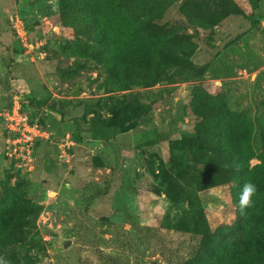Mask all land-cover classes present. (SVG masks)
<instances>
[{"label":"rangeland","instance_id":"374dc122","mask_svg":"<svg viewBox=\"0 0 264 264\" xmlns=\"http://www.w3.org/2000/svg\"><path fill=\"white\" fill-rule=\"evenodd\" d=\"M252 6V0H179L160 21L142 25L124 52L127 58L160 54L167 69L155 84L126 81L111 90L96 76L103 72L99 67L74 78L61 76L74 59L58 50L70 32L58 20L55 0H0V188L7 175L24 179L27 200L43 207L36 221L40 248L30 253L40 257L36 264H164L173 254L186 256L191 238L173 227L181 219L192 221L196 210L170 203L160 192L157 171L168 160L169 144L191 136L192 125L179 115L194 85L222 93L231 109L252 119V144L259 152L264 129V0H258L251 18ZM17 27L24 32L17 34ZM52 32L55 36L47 38ZM76 87L80 92L73 98ZM133 93L143 110L129 121L132 129L125 123L121 134L110 140L90 133L95 130L91 119L101 125L112 119L105 109L116 101L104 98L119 100ZM15 97L22 111L43 121L52 136L38 143L29 165L17 161L19 174L7 159L10 135L3 127ZM30 97L57 105L71 98L81 102L61 118L45 105L36 109ZM99 98L101 111L85 110L86 104H99ZM132 102L129 97V107ZM202 207L212 227L235 219L226 190L203 194Z\"/></svg>","mask_w":264,"mask_h":264},{"label":"trees","instance_id":"16d2710c","mask_svg":"<svg viewBox=\"0 0 264 264\" xmlns=\"http://www.w3.org/2000/svg\"><path fill=\"white\" fill-rule=\"evenodd\" d=\"M50 1L53 0H21V3ZM55 1L58 20L62 28L70 32V37L60 43L58 50L62 56L74 59L72 67L62 71V77L74 78L91 66L99 67L103 72L96 76H102L103 85L113 90L126 81L145 86L155 84L160 73L167 69L160 54L127 58L124 52L135 41L142 25L162 19L179 0ZM252 2L251 18L258 8V0ZM52 36H55L53 32L47 38ZM129 97L133 101L130 107ZM129 97L104 98V102L116 101L105 109L112 119L102 120V125L97 119H91L95 130L89 129L90 133L110 140L121 134L125 123L132 129L129 121L137 119L143 109L134 102L137 94ZM188 97L189 103L182 107L179 118L187 119L192 125L191 136L169 144L168 160L159 167L156 177L161 194L170 203L185 204L196 213L192 221L181 219L173 227L175 232L191 238L186 256L173 254L164 259V264H264V129L259 134L261 148L256 152L252 144V119L243 111L231 109L222 93L211 94L204 87L194 85L189 87ZM38 100L29 98L36 109L45 105L61 118L81 102L71 98L57 105L46 102L47 99ZM97 102L100 103L86 104L85 110L90 114L101 111L102 99ZM33 121L31 117L30 122ZM36 122L46 130L43 121ZM33 156L34 151L32 159ZM8 160L14 163L19 174L22 169L16 167L15 161ZM252 160L257 163L251 165ZM13 176L7 175L0 188V259L6 264H36L40 257L34 258L30 253L40 248L36 221L43 207L27 200L28 184ZM245 182L254 183L257 192L252 205L240 212L236 205ZM213 189L229 192L230 207L235 215L231 224L210 225L208 213L202 207V195ZM152 264L160 263L153 261Z\"/></svg>","mask_w":264,"mask_h":264},{"label":"built area","instance_id":"2783aa9c","mask_svg":"<svg viewBox=\"0 0 264 264\" xmlns=\"http://www.w3.org/2000/svg\"><path fill=\"white\" fill-rule=\"evenodd\" d=\"M22 27V26H21ZM17 34L23 33V28H16ZM20 36V35H19ZM16 101L13 107H8L4 114V129L9 133V145H6L8 159L15 161L16 167L20 168L17 162L21 160L24 166L33 162L32 154L35 144L38 141H47L48 135L36 121L30 122V118L22 111L21 105ZM69 139V136H68ZM60 149V148H59ZM62 155L65 156V152ZM21 156V157H18Z\"/></svg>","mask_w":264,"mask_h":264},{"label":"clouds","instance_id":"9594fccd","mask_svg":"<svg viewBox=\"0 0 264 264\" xmlns=\"http://www.w3.org/2000/svg\"><path fill=\"white\" fill-rule=\"evenodd\" d=\"M257 192L256 185L251 182H245L239 193V199L237 202V207L240 212H243L245 208L250 207L253 203V197ZM0 264H6V261L0 259Z\"/></svg>","mask_w":264,"mask_h":264},{"label":"water","instance_id":"95a60500","mask_svg":"<svg viewBox=\"0 0 264 264\" xmlns=\"http://www.w3.org/2000/svg\"><path fill=\"white\" fill-rule=\"evenodd\" d=\"M253 76L251 77V80H252ZM79 92H80V87H76L72 92H71V97L73 98H76L78 95H79ZM68 244V243H67ZM65 244V247L66 245Z\"/></svg>","mask_w":264,"mask_h":264},{"label":"crops","instance_id":"0c3cea01","mask_svg":"<svg viewBox=\"0 0 264 264\" xmlns=\"http://www.w3.org/2000/svg\"><path fill=\"white\" fill-rule=\"evenodd\" d=\"M158 21V20H157ZM160 21V20H159Z\"/></svg>","mask_w":264,"mask_h":264}]
</instances>
